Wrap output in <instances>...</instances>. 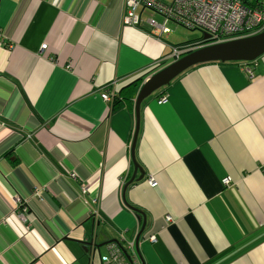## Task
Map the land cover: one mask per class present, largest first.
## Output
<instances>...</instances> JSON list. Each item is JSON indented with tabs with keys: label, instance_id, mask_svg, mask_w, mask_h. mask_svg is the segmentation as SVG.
I'll use <instances>...</instances> for the list:
<instances>
[{
	"label": "crops",
	"instance_id": "0c3cea01",
	"mask_svg": "<svg viewBox=\"0 0 264 264\" xmlns=\"http://www.w3.org/2000/svg\"><path fill=\"white\" fill-rule=\"evenodd\" d=\"M126 11L0 0V264H100L111 247L141 264H264V54L252 78L240 63L200 64L144 100V177L124 190L140 81L198 40L143 8L127 26Z\"/></svg>",
	"mask_w": 264,
	"mask_h": 264
},
{
	"label": "built area",
	"instance_id": "2783aa9c",
	"mask_svg": "<svg viewBox=\"0 0 264 264\" xmlns=\"http://www.w3.org/2000/svg\"><path fill=\"white\" fill-rule=\"evenodd\" d=\"M126 14L123 22L127 26H138L139 20L137 12L140 8L151 10L161 15L165 20L175 21L180 26L188 30L199 31L202 36L206 35L207 40L202 38L191 44L190 50L196 45H212L223 43L232 39L248 37L264 31V0H173L167 4L159 0H124ZM147 23L150 32L154 35L168 34L169 30L162 24L148 19ZM47 49L46 44L41 46V51ZM189 51V50H188ZM187 51V52H188ZM181 48H172L174 60H178L183 53ZM255 62V61H254ZM254 62L241 63V69L249 78L253 77ZM101 99L109 103L112 98L107 93L101 94ZM166 102L165 97H160L157 104ZM75 174H71L74 178ZM228 179L224 184H228ZM84 192L87 189L83 190ZM39 197L40 192H35ZM170 222V218H166ZM150 242H155V236L149 235ZM100 264H141L135 255H131L128 260L122 255L120 250L111 247L106 255L100 256Z\"/></svg>",
	"mask_w": 264,
	"mask_h": 264
},
{
	"label": "water",
	"instance_id": "95a60500",
	"mask_svg": "<svg viewBox=\"0 0 264 264\" xmlns=\"http://www.w3.org/2000/svg\"><path fill=\"white\" fill-rule=\"evenodd\" d=\"M203 40H207V36H203ZM198 41V40H197ZM197 43V42H196ZM264 54V31L248 36L242 37L230 41H226L219 44L206 45L200 48L193 49L189 53L182 55L178 60H174L170 64L166 65L159 71L155 72L146 80H141V86L138 89L135 98V132L133 136V142L131 144V161L134 166V175L130 181L126 184L125 189L133 182L140 181L144 175L138 164L135 161L134 149L137 139V133L139 128V111L141 103L149 98L153 93L168 86L173 80L180 76L185 71L205 63H249L258 60ZM139 172L140 176L135 179L136 173ZM144 225L142 226L138 237L144 231ZM90 246V243H88ZM98 247L94 248L91 253L89 249L85 250L86 254H92Z\"/></svg>",
	"mask_w": 264,
	"mask_h": 264
},
{
	"label": "trees",
	"instance_id": "16d2710c",
	"mask_svg": "<svg viewBox=\"0 0 264 264\" xmlns=\"http://www.w3.org/2000/svg\"><path fill=\"white\" fill-rule=\"evenodd\" d=\"M207 44V43H206ZM233 63V62H232ZM136 82L132 83L131 85H135ZM133 91L130 90V87H126L122 92H120L117 96L113 98V108L119 107L124 102L128 101L129 96L132 94Z\"/></svg>",
	"mask_w": 264,
	"mask_h": 264
},
{
	"label": "rangeland",
	"instance_id": "374dc122",
	"mask_svg": "<svg viewBox=\"0 0 264 264\" xmlns=\"http://www.w3.org/2000/svg\"><path fill=\"white\" fill-rule=\"evenodd\" d=\"M171 27H172L173 29L183 30V29H181L180 27H179V28H178V27H174V25H171ZM191 33H192L193 35H195V38L198 39V40L202 37V33L199 32V31H193V32H191ZM174 36L177 37V34L174 35Z\"/></svg>",
	"mask_w": 264,
	"mask_h": 264
},
{
	"label": "clouds",
	"instance_id": "9594fccd",
	"mask_svg": "<svg viewBox=\"0 0 264 264\" xmlns=\"http://www.w3.org/2000/svg\"><path fill=\"white\" fill-rule=\"evenodd\" d=\"M203 36H204V35H203ZM203 36L201 37L202 39H203ZM237 39H238V38H237ZM199 40H200V39H199ZM199 40H198V41H199ZM232 40H234V39H232ZM198 41H197V42H198ZM204 41H206V40H204ZM229 41H230V40H229ZM195 43H196V42H195ZM195 43H192V44H195ZM195 46H196V45H195ZM195 46H194V47H195ZM203 46H206V44H204V45H202V46H201V45H198L196 48H200V47H203ZM196 48H193V49H196ZM193 49H191L190 51H192ZM190 51H189V52H190ZM189 52H187V53H189ZM183 55H184V54H183ZM253 62H254V61H253ZM240 64H241V63H240Z\"/></svg>",
	"mask_w": 264,
	"mask_h": 264
}]
</instances>
